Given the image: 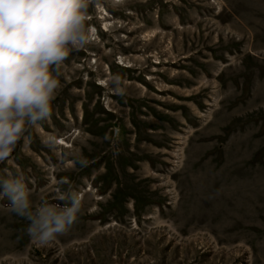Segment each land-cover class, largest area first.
Returning a JSON list of instances; mask_svg holds the SVG:
<instances>
[{
    "label": "rangeland",
    "instance_id": "rangeland-1",
    "mask_svg": "<svg viewBox=\"0 0 264 264\" xmlns=\"http://www.w3.org/2000/svg\"><path fill=\"white\" fill-rule=\"evenodd\" d=\"M87 16L50 118L0 162L33 207L71 190L81 211L40 245L0 199V264H264V0H93Z\"/></svg>",
    "mask_w": 264,
    "mask_h": 264
},
{
    "label": "clouds",
    "instance_id": "clouds-1",
    "mask_svg": "<svg viewBox=\"0 0 264 264\" xmlns=\"http://www.w3.org/2000/svg\"><path fill=\"white\" fill-rule=\"evenodd\" d=\"M93 0H0V162L6 161L30 127L50 118L61 87L58 76L69 52L87 45ZM122 94V93H121ZM54 147V142L49 144ZM82 166L86 163L82 160ZM29 221L27 233L47 245L77 221L82 197L69 191L63 207L46 201L33 207L22 176L0 179V199Z\"/></svg>",
    "mask_w": 264,
    "mask_h": 264
}]
</instances>
